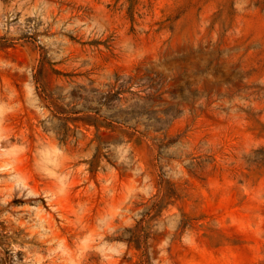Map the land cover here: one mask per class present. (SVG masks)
<instances>
[{
  "label": "rangeland",
  "instance_id": "rangeland-1",
  "mask_svg": "<svg viewBox=\"0 0 264 264\" xmlns=\"http://www.w3.org/2000/svg\"><path fill=\"white\" fill-rule=\"evenodd\" d=\"M0 264H264V0H0Z\"/></svg>",
  "mask_w": 264,
  "mask_h": 264
}]
</instances>
